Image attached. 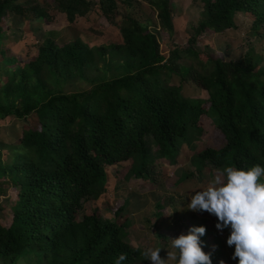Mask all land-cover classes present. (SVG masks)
<instances>
[{
    "label": "trees",
    "instance_id": "obj_1",
    "mask_svg": "<svg viewBox=\"0 0 264 264\" xmlns=\"http://www.w3.org/2000/svg\"><path fill=\"white\" fill-rule=\"evenodd\" d=\"M196 1L204 20L184 49L165 57L160 38L174 36V0H149L157 17L146 23L121 12L130 0H0V76L6 75L0 121H25L21 138L4 144L7 161L0 148V264L31 255L33 264H114L121 253L127 256L122 264H138L142 250L124 235L126 201L113 221L94 208L95 196L106 185L120 191L133 177L143 191L156 185L162 164L177 160L184 143L193 144L195 130L213 146L197 154L188 177L211 168L264 166V68L253 38L238 58L197 49L199 41L235 29L239 13L257 34L264 0ZM96 6L101 16L94 31L115 26L122 41L90 47L79 38L60 44L46 36L34 57L5 46L27 40V30L43 33L59 15L77 25ZM79 81L92 87L68 90ZM189 81L201 96L181 92ZM28 120L39 125L30 128ZM203 226L200 239L212 264L227 263L219 232L212 223ZM190 227L183 223L179 234ZM220 248L224 255L214 256Z\"/></svg>",
    "mask_w": 264,
    "mask_h": 264
},
{
    "label": "rangeland",
    "instance_id": "obj_2",
    "mask_svg": "<svg viewBox=\"0 0 264 264\" xmlns=\"http://www.w3.org/2000/svg\"><path fill=\"white\" fill-rule=\"evenodd\" d=\"M176 5L175 11V30L173 38L168 41H163L161 38V52L165 57H168L170 49L180 48L184 49L187 45L188 39L193 35V27L204 20L203 7L200 2L196 0H174ZM131 5H121L120 10L123 14H131L139 21L146 23L156 20V13L150 7L149 0H130ZM101 12L96 6L88 15L87 20L80 19L77 25H70L67 18L57 21L58 24L53 26H45L44 32L28 31L27 40L16 42L7 41L5 46L10 52L20 54L22 51H27L30 57L35 56L38 52L37 46L44 41L46 36L54 38L58 43L65 44L75 39H82L90 47H97L111 44V42L119 43L122 37L117 27L101 28L100 34L96 33L92 28V23L98 22ZM122 18V17H121ZM235 29L227 30L223 34L215 35L214 39H205L197 43L198 50L205 51L207 54L217 55V53L226 54L228 58L240 57L248 48L249 41L253 38V48L262 55L259 61V68H264V27L259 28L257 34L251 25V20L246 18L243 14H237L235 18ZM158 26V22L153 24ZM19 27V26H18ZM158 30V27L155 28ZM259 34V35H258ZM160 37V36H159ZM256 37V38H255ZM206 47V48H203ZM183 63L191 64L190 61L184 60ZM112 75V73H107ZM6 75L2 73L0 78ZM178 79L177 77H174ZM69 87V86H68ZM92 86L87 81H79L68 88V90L90 89ZM181 92L186 96H201L203 94L201 88L193 81L184 83ZM25 121H18L13 117H8L0 121V148L4 149L3 158L5 161L9 158V151L4 144L8 142H16L21 138L22 126ZM30 128L38 124L36 121H27ZM5 140V141H4ZM9 140V141H7ZM181 147V152L177 160L167 161L162 164L161 176L156 185H151L143 191L140 186L138 178H131L129 182L120 189L115 191L113 188H104L105 191L99 189L96 194V199L93 201L95 209L101 211L103 216L108 219L116 221L117 211L120 208V201H126V211L121 215L129 216V223L124 235L126 240L130 241L134 246L143 250L146 247H162L160 256L167 258V249L170 239L179 236L183 223H189L190 226H201L205 223H212L213 233L217 230L219 237L222 240L223 249L227 253V264H238L237 259H232L234 247L227 245V237L230 234V229L225 228L221 232L216 228L217 218L208 212L191 211L188 209L176 210L180 207H186L190 195L195 190L207 187L212 180L214 174L218 171L216 169H208L203 172L201 177H188V172L195 171L194 162L197 159V154L203 152L209 147L213 146L211 140L206 138L204 131H196L193 137V144ZM135 159H131L130 166H134ZM118 168H122L120 165ZM1 203V202H0ZM175 210V211H174ZM173 213L165 215L166 213ZM156 217L158 221H156ZM0 218L4 219L0 214ZM158 223V225L156 224ZM190 228L186 231L189 232ZM207 240V244L211 242ZM207 246V245H206ZM222 248L215 250L213 255L222 257L224 250ZM35 256L31 255L28 258L18 259L16 264H33ZM138 264H151L149 260H144L141 256Z\"/></svg>",
    "mask_w": 264,
    "mask_h": 264
},
{
    "label": "clouds",
    "instance_id": "obj_3",
    "mask_svg": "<svg viewBox=\"0 0 264 264\" xmlns=\"http://www.w3.org/2000/svg\"><path fill=\"white\" fill-rule=\"evenodd\" d=\"M185 208L207 211L217 218L218 230L230 229L227 245L234 247L232 259H237L238 264H264V166H226L218 170L207 187L195 190L186 207L176 210ZM205 233L201 225L190 227L187 234L169 237L166 259L160 256L162 247H146L140 254L151 264H212L211 254L203 250L200 239ZM126 259V254L121 253L114 264Z\"/></svg>",
    "mask_w": 264,
    "mask_h": 264
},
{
    "label": "crops",
    "instance_id": "obj_4",
    "mask_svg": "<svg viewBox=\"0 0 264 264\" xmlns=\"http://www.w3.org/2000/svg\"><path fill=\"white\" fill-rule=\"evenodd\" d=\"M62 17H63V18H67L66 15H59L58 19H59V20H62ZM57 21H58V20H57ZM57 21H56L54 24H52L51 26L58 24ZM62 21H63V20H62ZM7 48H8V47H7ZM10 53H12L13 55H17V54H15V53H13V52H10ZM37 53H38V52H37ZM35 55H37V54H35ZM33 57H34V56H33ZM225 264H227V263H225Z\"/></svg>",
    "mask_w": 264,
    "mask_h": 264
}]
</instances>
